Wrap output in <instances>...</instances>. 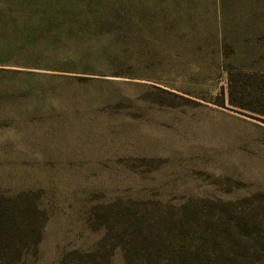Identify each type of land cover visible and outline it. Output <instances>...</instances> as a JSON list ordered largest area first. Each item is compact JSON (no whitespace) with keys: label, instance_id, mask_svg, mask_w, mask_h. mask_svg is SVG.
<instances>
[{"label":"rangeland","instance_id":"1","mask_svg":"<svg viewBox=\"0 0 264 264\" xmlns=\"http://www.w3.org/2000/svg\"><path fill=\"white\" fill-rule=\"evenodd\" d=\"M36 19L64 33L29 57ZM262 67L264 0H0V209L33 213L0 264L83 263L130 212L210 223L264 194V122L231 100L264 113Z\"/></svg>","mask_w":264,"mask_h":264},{"label":"trees","instance_id":"2","mask_svg":"<svg viewBox=\"0 0 264 264\" xmlns=\"http://www.w3.org/2000/svg\"><path fill=\"white\" fill-rule=\"evenodd\" d=\"M33 13L35 12L30 14ZM32 23L43 30L40 31V36L36 35L37 32L29 36L25 49L29 57H33L31 55L35 53L37 40L49 42L47 35L50 30L56 29L63 34L65 27V23L36 19L32 22L25 21L24 28H31ZM49 59L36 60L35 66L40 67V62ZM262 69L252 68L249 75L250 90L257 95L254 102L259 106L264 104V68ZM233 95L232 93L231 100L234 108L250 111L252 118L264 122L263 112L249 110L244 105L237 104ZM184 212L187 213L184 219H171L170 222L161 224L160 228L150 222L145 213L130 212L127 221L122 223L118 231L115 232L109 223L105 225V236L98 244V249L87 256L88 260L81 259L83 263L79 264H109L112 254L120 256L126 264H264V194L228 202L213 213L210 223L208 212L200 217L188 216L190 214L187 209ZM28 215H33L31 209L22 208L11 212L0 209V247L5 249L7 245L12 258L24 243L22 234L30 232L29 221L26 219ZM21 219L25 221L20 222ZM115 250L118 252L115 253ZM63 264L76 263L72 261Z\"/></svg>","mask_w":264,"mask_h":264}]
</instances>
